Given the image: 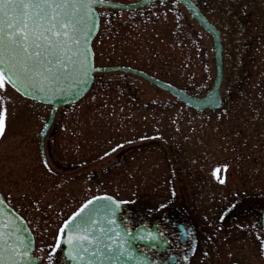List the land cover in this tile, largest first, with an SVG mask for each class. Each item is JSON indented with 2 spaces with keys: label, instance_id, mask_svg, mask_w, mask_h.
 <instances>
[{
  "label": "rangeland",
  "instance_id": "obj_1",
  "mask_svg": "<svg viewBox=\"0 0 264 264\" xmlns=\"http://www.w3.org/2000/svg\"><path fill=\"white\" fill-rule=\"evenodd\" d=\"M197 3L222 34L227 56L221 93L226 96L232 80L234 32L223 4ZM103 15L92 44L97 67L135 68L194 96L210 91L215 79L212 40L182 6L156 3L135 12ZM259 80L255 74L254 81ZM256 89L262 90L254 88V94ZM0 96L7 109L6 132L0 137V192L26 220L35 238V256L46 257L60 222L85 200L107 194L142 214L159 216L170 207L189 211L193 221L205 223L202 234L214 240L205 264H264L257 239L263 234L253 210L242 213L243 219L230 227L212 226L207 217L211 210L228 205L222 193L264 194V120L249 123L253 113L248 106L236 113L225 101L221 109L200 114L141 78L98 75L84 98L58 110L56 119L61 120L54 137L62 156L93 162L88 168L92 178L59 183L44 169L39 150L40 131L51 108L23 99L10 87ZM247 129L253 132L248 136L250 145L240 149L236 133L241 131L246 138ZM117 144L122 147L104 155ZM243 160L253 165L241 167L238 161ZM214 171L225 179L224 184L213 178ZM37 199L39 212L33 207ZM256 199L248 205L264 206L263 198Z\"/></svg>",
  "mask_w": 264,
  "mask_h": 264
},
{
  "label": "snow or ice",
  "instance_id": "obj_2",
  "mask_svg": "<svg viewBox=\"0 0 264 264\" xmlns=\"http://www.w3.org/2000/svg\"><path fill=\"white\" fill-rule=\"evenodd\" d=\"M156 2L165 7L168 3L175 5L179 0H154ZM107 3L108 0H0V91L6 92L11 87L17 91L33 89L46 94L62 83H74L77 79L86 83L89 72L101 71L89 62L88 37L98 27L96 6ZM164 16L167 17V12ZM3 101L4 97L0 96V137L6 132L7 109ZM120 147L122 145L117 144L111 151ZM109 154L104 153L105 156ZM41 163L48 173L53 174L54 170L46 159ZM213 178L220 184L225 183L215 171ZM100 201L105 203L99 205ZM5 202L0 197V205ZM124 203L107 194L85 200L60 222L52 243L47 245L46 257L41 258L31 256L33 241L20 235L21 229L14 219L0 220V264H33L35 259L60 264L61 257L73 264H104L105 261L116 264L121 257L137 260L133 254L137 241L154 248L156 245L148 242L156 241L157 236L150 231L145 233L144 227L134 232L127 221L121 227L116 213ZM94 204L99 206L93 208ZM40 205L39 199L33 203L37 212ZM47 207L50 209L52 205L49 203ZM101 215L104 217L103 226H100ZM220 219L223 220L224 216L221 215ZM257 239L259 252L264 255V238L258 235ZM212 240V236L207 237V241ZM164 243L168 241L165 239ZM202 255L210 259L207 251ZM228 255L231 257L233 253ZM183 259L187 261L188 256Z\"/></svg>",
  "mask_w": 264,
  "mask_h": 264
},
{
  "label": "flooded vegetation",
  "instance_id": "obj_3",
  "mask_svg": "<svg viewBox=\"0 0 264 264\" xmlns=\"http://www.w3.org/2000/svg\"><path fill=\"white\" fill-rule=\"evenodd\" d=\"M195 1L197 2V0ZM217 1L223 4L221 8L225 9L226 17L230 20V25L235 37L230 54L232 80L229 89L226 90V96L221 93L223 105L225 101H228L229 104L235 107L236 113L238 111L244 112L245 106H248L253 113L249 116V123L254 119L264 120V0ZM226 54V48L224 46V70ZM255 74L258 75V78L260 75L261 80L254 81ZM254 88H262V90L256 89L257 93H255V96L253 91ZM201 93L202 92L199 94ZM48 119L49 116L46 120L43 119L44 123L40 133L48 122ZM58 119L61 120V118L56 119V117L53 120L51 129L43 144H41L39 137V150L42 160L46 159L48 161L49 165L54 170L52 174L53 180L59 183L74 182L83 177H85V180H90L92 177L89 175L88 168L93 165V162H78L75 155L65 157L60 154V149L55 144L56 140L54 138L57 134L56 130L58 126H60V121ZM245 125L247 126L248 123ZM240 134L241 131L237 132L235 139L238 140L241 149L243 146L247 147L250 145L249 141H251V139L250 137L248 138V136L253 134V132L247 129L244 134L246 138L240 136ZM114 153L115 152H112L109 155ZM237 153L239 154V152ZM121 155L122 154H119L120 157ZM251 155L252 154L246 155V160L248 156ZM63 158H65V160H62ZM238 163H240L239 165L241 167L246 168L253 165L252 162L244 160L242 162L238 161ZM247 181L248 180L243 181L242 185H246ZM257 196L264 199V194L261 196L260 194L248 191H235L228 194H220V197L224 201H227L225 204L228 203V205L224 207V209L216 208L211 210V213L207 216L211 219V222H209L210 225L216 224L217 227H219L218 225L220 224H226V226L229 227L233 226L238 223L239 220L241 221L243 219L242 213L253 210L257 216L259 215V228L264 238L261 224L264 206L259 205L253 207L248 205V201L249 204L253 200L257 201ZM196 198L199 199L198 196H196ZM182 213H188L190 215L189 211L179 212L175 207H170L168 210L166 208L159 216L142 214L136 209L125 207L122 217L128 222V227L133 229L134 232L144 227L145 233L150 231L153 235L157 236L156 241L148 242L149 244H155L156 247L154 248L147 247L143 241V245H137L139 252L149 257L155 264H205L206 257H203L202 253L204 251L209 253L210 244L212 245L211 241H207V235L202 234L200 230L206 227L205 223H196L193 221L191 215L186 217L184 216L185 214L183 215ZM221 215L224 216L223 220L220 219ZM234 229L235 228H232L231 230ZM161 233L163 235H161ZM186 233H190V235H186ZM165 239L168 243H164ZM186 255L188 256L187 261L183 259ZM60 264L69 263L64 257H61Z\"/></svg>",
  "mask_w": 264,
  "mask_h": 264
},
{
  "label": "water",
  "instance_id": "obj_4",
  "mask_svg": "<svg viewBox=\"0 0 264 264\" xmlns=\"http://www.w3.org/2000/svg\"><path fill=\"white\" fill-rule=\"evenodd\" d=\"M154 3V0H140L136 3L133 4H122V3H116V2H111L108 1L107 4L105 5H97L96 6V12H97V17H95L98 27L93 30L92 34L89 35L88 41H89V62L95 67L94 63V52L92 48V43L95 37L97 36L100 28V15L98 13V9H113V10H118V11H136L142 8H145L151 4ZM181 5L185 7V9L188 11V13L191 15V17L198 23V25L207 33L211 36L212 41H213V47H214V56H215V68H216V76L214 80L213 87L211 91L207 94L205 98H197L194 96H191L187 92L180 90L174 86H171L169 84H166L164 82H161L157 79H154L150 77L149 75L135 70L131 68H126V67H105V68H97L101 69V71H94V72H89L87 76V81L82 82L81 80L77 79L74 83L73 82H66L62 83L60 86L53 88L49 90L46 94H42L38 90H33V89H21L20 91H17L14 89L17 93L22 95L23 97L27 99L34 100L38 103L44 104V105H49L52 106V113L50 116V119L45 126L42 134H41V143H44V140L46 138V135L51 127L52 121L54 119V116L57 112V110L61 107L74 104L78 101H80L83 97L87 95V93L90 91L95 74L100 73V74H106V73H115V72H120L123 74H129L132 76H136L139 78H142L143 80L149 82L150 84L154 85L155 87L169 93L171 96L176 98L179 102L185 104L186 106L196 110L197 112H203L205 110H217L221 107L222 104V99L220 97V88L221 84L223 81V44L221 40V35L219 31L208 21V19L201 13L197 5L192 1V0H179ZM0 197L3 198V196L0 194ZM4 199V198H3ZM105 201H100L99 205H103ZM99 205L94 204L92 207L96 208ZM91 210V209H90ZM122 211H123V206H120V210L116 213V218L118 223L123 227L125 223V219L122 218ZM263 214V230H264V211L262 212ZM15 220L17 225L20 227L21 232L20 235L22 237H27V239L33 241V248L31 251V256H33V251H34V238L27 227L25 221L17 215L12 208H10L6 202L2 205H0V220H8L12 221ZM100 221L101 224L100 226H103V221L104 217L103 215L100 216ZM136 244H144L142 241H137ZM137 260H130L127 257H121L116 264H142L143 261H147V264H155L154 262L151 261V259L147 256L142 255L136 245H134V253ZM35 258V257H34ZM66 259V258H65ZM66 261L70 264H73V262H70L66 259ZM40 259H35L33 261V264H39ZM27 264V262H25ZM104 264H112L111 261H105ZM184 264V263H183Z\"/></svg>",
  "mask_w": 264,
  "mask_h": 264
}]
</instances>
